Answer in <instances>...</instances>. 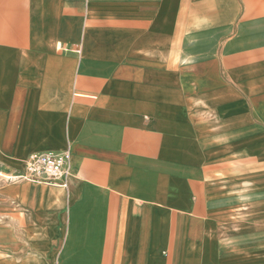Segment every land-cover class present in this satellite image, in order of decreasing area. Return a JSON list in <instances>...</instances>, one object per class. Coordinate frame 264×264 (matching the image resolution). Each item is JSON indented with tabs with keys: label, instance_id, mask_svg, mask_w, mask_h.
I'll list each match as a JSON object with an SVG mask.
<instances>
[{
	"label": "crops",
	"instance_id": "0c3cea01",
	"mask_svg": "<svg viewBox=\"0 0 264 264\" xmlns=\"http://www.w3.org/2000/svg\"><path fill=\"white\" fill-rule=\"evenodd\" d=\"M67 151L0 264H264V0H0V171Z\"/></svg>",
	"mask_w": 264,
	"mask_h": 264
},
{
	"label": "built area",
	"instance_id": "2783aa9c",
	"mask_svg": "<svg viewBox=\"0 0 264 264\" xmlns=\"http://www.w3.org/2000/svg\"><path fill=\"white\" fill-rule=\"evenodd\" d=\"M70 163L71 154L69 151L61 154H33L27 159L24 172L12 176L8 180L57 184L61 178L68 174Z\"/></svg>",
	"mask_w": 264,
	"mask_h": 264
},
{
	"label": "rangeland",
	"instance_id": "374dc122",
	"mask_svg": "<svg viewBox=\"0 0 264 264\" xmlns=\"http://www.w3.org/2000/svg\"><path fill=\"white\" fill-rule=\"evenodd\" d=\"M1 172V171H0ZM2 173V172H1ZM3 175L2 176H0V185H1V183H2V181H1V179L3 180H6V179H9L11 176H7V175H5L4 173H2Z\"/></svg>",
	"mask_w": 264,
	"mask_h": 264
},
{
	"label": "bare ground",
	"instance_id": "6f19581e",
	"mask_svg": "<svg viewBox=\"0 0 264 264\" xmlns=\"http://www.w3.org/2000/svg\"><path fill=\"white\" fill-rule=\"evenodd\" d=\"M3 174L0 172V176H2ZM8 180V179H7Z\"/></svg>",
	"mask_w": 264,
	"mask_h": 264
}]
</instances>
